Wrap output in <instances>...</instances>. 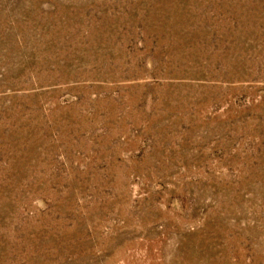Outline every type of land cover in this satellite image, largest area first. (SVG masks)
<instances>
[{"label":"rangeland","instance_id":"1","mask_svg":"<svg viewBox=\"0 0 264 264\" xmlns=\"http://www.w3.org/2000/svg\"><path fill=\"white\" fill-rule=\"evenodd\" d=\"M0 264H264V0H0Z\"/></svg>","mask_w":264,"mask_h":264}]
</instances>
